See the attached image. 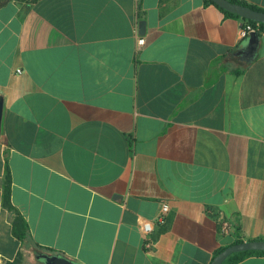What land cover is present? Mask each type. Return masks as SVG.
Instances as JSON below:
<instances>
[{
  "label": "crops",
  "instance_id": "crops-1",
  "mask_svg": "<svg viewBox=\"0 0 264 264\" xmlns=\"http://www.w3.org/2000/svg\"><path fill=\"white\" fill-rule=\"evenodd\" d=\"M246 25L206 0H0V264H211L264 239V31L248 61Z\"/></svg>",
  "mask_w": 264,
  "mask_h": 264
},
{
  "label": "water",
  "instance_id": "water-1",
  "mask_svg": "<svg viewBox=\"0 0 264 264\" xmlns=\"http://www.w3.org/2000/svg\"><path fill=\"white\" fill-rule=\"evenodd\" d=\"M219 7L224 8L230 12L239 14L241 17L256 21L258 23H264V11L256 10L241 3L232 2L230 0H213ZM143 26L141 30L143 31ZM257 34V33H255ZM258 35L249 39L248 44L241 48L243 57L251 61L257 54L258 47ZM4 112V101L0 96V135L2 132V120ZM246 250H263L264 251V239L247 240L240 243H235L227 246L220 253H218L211 264H223L225 260L233 253ZM39 259L38 264H79L78 262L59 253L43 252L37 255Z\"/></svg>",
  "mask_w": 264,
  "mask_h": 264
},
{
  "label": "trees",
  "instance_id": "trees-1",
  "mask_svg": "<svg viewBox=\"0 0 264 264\" xmlns=\"http://www.w3.org/2000/svg\"><path fill=\"white\" fill-rule=\"evenodd\" d=\"M230 1L244 4L246 6L254 8L256 10L264 11V8L258 7V6L253 5V4H249L248 2H246L244 0H230ZM206 4L207 5L208 4H213V5L217 6L227 16L241 17L239 14L230 12V11L224 9V8L219 7L213 0H206ZM243 19L246 21L247 25H252L255 28V30H256L255 32L257 34H260L262 31H264V23H258L256 21H253V20H250V19H246V18H243ZM258 25H259V29H256V27ZM10 186H11V179H10V175H8L7 183H6V186H5V204L9 208H12V204H11V200H10ZM27 230H28V225H27L26 221L24 220V218L18 217L17 221H16V227H15V232H16L17 236L20 239L25 240L27 238ZM240 242H243V240L242 239H237L233 244L240 243ZM226 247H222L221 249H219L217 251V254L220 253ZM256 254L263 255L264 251L263 250H246V251L235 252V253L231 254L225 260V262L223 264H237L241 260H243V259H245V258H247L249 256L256 255Z\"/></svg>",
  "mask_w": 264,
  "mask_h": 264
},
{
  "label": "built area",
  "instance_id": "built-area-1",
  "mask_svg": "<svg viewBox=\"0 0 264 264\" xmlns=\"http://www.w3.org/2000/svg\"><path fill=\"white\" fill-rule=\"evenodd\" d=\"M256 29H259V25L256 27ZM251 30H255V28L252 25H246L245 29L243 30V35H246L248 31ZM145 43V38L144 37H140L139 39V44L143 45ZM170 210V206L168 203H163L161 206V210L158 216V221H163L165 216L169 213ZM154 221L152 220H146L143 224H142V232H143V236L145 238V246L148 249H151L154 246V242L151 238V234L154 231ZM227 227L224 226L223 231L226 232L227 231Z\"/></svg>",
  "mask_w": 264,
  "mask_h": 264
}]
</instances>
